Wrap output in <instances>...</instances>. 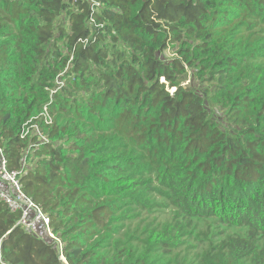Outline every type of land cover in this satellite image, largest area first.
Instances as JSON below:
<instances>
[{
	"label": "trees",
	"instance_id": "1",
	"mask_svg": "<svg viewBox=\"0 0 264 264\" xmlns=\"http://www.w3.org/2000/svg\"><path fill=\"white\" fill-rule=\"evenodd\" d=\"M73 2L0 0V150L20 171L24 124L38 108L63 117L42 133L65 139L68 154L41 145L20 182L66 264H94L108 240L100 231L123 201L150 209L147 194L206 225L195 264H264V0ZM56 31L73 59L50 104ZM18 220L0 203L7 264H63ZM111 264H122L118 252Z\"/></svg>",
	"mask_w": 264,
	"mask_h": 264
},
{
	"label": "rangeland",
	"instance_id": "2",
	"mask_svg": "<svg viewBox=\"0 0 264 264\" xmlns=\"http://www.w3.org/2000/svg\"><path fill=\"white\" fill-rule=\"evenodd\" d=\"M77 8L79 9L78 5L76 11ZM61 21L66 34L71 35L72 22L67 23L64 17H61ZM53 43L58 51L56 62L61 70L55 79V87L49 91L50 104L54 103L53 94L59 92L65 85L63 79L67 77L69 73L67 66L73 59V49H69L66 39L57 31ZM164 52H157L163 61L170 60L174 56V50L170 47ZM160 81L163 82V79ZM189 82L191 79L186 77L183 86ZM56 123H63V117L56 110L53 114H48L47 108L44 107L38 108L24 124L21 138L28 141V147L23 153L22 176L40 160L39 151L35 152V150H40L41 145L49 143L54 145L53 147L63 146L65 153L68 154L65 139L50 141L42 133L43 129L51 131ZM142 180L150 183L149 188L156 187L151 177L145 176ZM146 198L150 207L147 210L123 201L125 203L119 209L121 219L109 224L110 231L101 230L99 233L108 235V240L101 245L103 249L96 252L94 264H111L114 251L119 253L122 264H175V258L179 264H195L199 260L198 256L202 250L196 244L204 240L206 225L204 227L200 223H189L175 208L162 205L156 194H147ZM158 205L162 207H157ZM164 235L165 239L162 240L161 237ZM54 237L57 238L58 235L54 234ZM60 242L64 247L63 241Z\"/></svg>",
	"mask_w": 264,
	"mask_h": 264
},
{
	"label": "built area",
	"instance_id": "3",
	"mask_svg": "<svg viewBox=\"0 0 264 264\" xmlns=\"http://www.w3.org/2000/svg\"><path fill=\"white\" fill-rule=\"evenodd\" d=\"M86 44L87 40L82 41ZM22 171L7 170V163L3 152L0 150V203H3L11 213L19 214L17 225L29 233L36 234L53 243L60 256V261L65 262L62 256V244L59 238L52 233L48 217L24 193L20 179ZM0 264H7L2 255L0 243Z\"/></svg>",
	"mask_w": 264,
	"mask_h": 264
},
{
	"label": "snow or ice",
	"instance_id": "4",
	"mask_svg": "<svg viewBox=\"0 0 264 264\" xmlns=\"http://www.w3.org/2000/svg\"><path fill=\"white\" fill-rule=\"evenodd\" d=\"M99 38V37H98ZM172 91H175V89H172Z\"/></svg>",
	"mask_w": 264,
	"mask_h": 264
},
{
	"label": "water",
	"instance_id": "5",
	"mask_svg": "<svg viewBox=\"0 0 264 264\" xmlns=\"http://www.w3.org/2000/svg\"><path fill=\"white\" fill-rule=\"evenodd\" d=\"M45 239V238H44ZM63 264H66V263H64V262H62Z\"/></svg>",
	"mask_w": 264,
	"mask_h": 264
}]
</instances>
